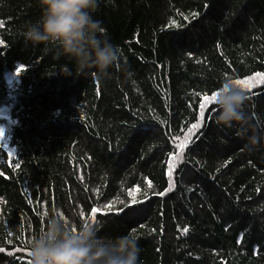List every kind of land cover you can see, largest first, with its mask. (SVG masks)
<instances>
[{
  "label": "trees",
  "instance_id": "16d2710c",
  "mask_svg": "<svg viewBox=\"0 0 264 264\" xmlns=\"http://www.w3.org/2000/svg\"><path fill=\"white\" fill-rule=\"evenodd\" d=\"M41 14L0 0V264H30L46 214L93 209L138 264H264V0H99L122 54L102 78L25 41ZM229 78L243 129L216 121Z\"/></svg>",
  "mask_w": 264,
  "mask_h": 264
},
{
  "label": "clouds",
  "instance_id": "9594fccd",
  "mask_svg": "<svg viewBox=\"0 0 264 264\" xmlns=\"http://www.w3.org/2000/svg\"><path fill=\"white\" fill-rule=\"evenodd\" d=\"M40 4V19L23 33L26 42L34 47L55 45L56 58L67 57L80 75L95 69L97 78H102L119 63V48L111 42L102 21L94 18L99 0H40ZM61 72L71 75L67 68ZM218 91L217 123L229 128L237 123L243 129L249 120L245 90L229 78ZM251 141L255 144L256 137ZM45 219L44 228L29 241L30 264H138L140 247L131 234L102 238L96 221L89 219L77 227L58 210Z\"/></svg>",
  "mask_w": 264,
  "mask_h": 264
},
{
  "label": "snow or ice",
  "instance_id": "6c2138e0",
  "mask_svg": "<svg viewBox=\"0 0 264 264\" xmlns=\"http://www.w3.org/2000/svg\"><path fill=\"white\" fill-rule=\"evenodd\" d=\"M234 83L237 84V85H239V86H241V87H247L248 84H249L248 81H241V80L235 81ZM216 98L217 97L215 95H213L212 97H205V102L206 103L213 102V101L216 100ZM202 107H203V105H202ZM192 127L193 128H196L197 125L194 124ZM3 136H4V131L3 130H0V137H3ZM130 195H133L134 196V193H130ZM105 207L108 208V209H111L112 206L111 205H107ZM96 212H97V210L96 209H93L92 212H91V214L88 216V219H90L92 221H95ZM185 231H187V229H185Z\"/></svg>",
  "mask_w": 264,
  "mask_h": 264
}]
</instances>
